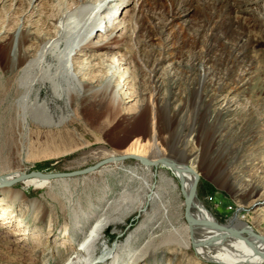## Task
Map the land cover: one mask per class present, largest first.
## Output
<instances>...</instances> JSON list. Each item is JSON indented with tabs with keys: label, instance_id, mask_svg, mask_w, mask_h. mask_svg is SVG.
Segmentation results:
<instances>
[{
	"label": "rangeland",
	"instance_id": "rangeland-1",
	"mask_svg": "<svg viewBox=\"0 0 264 264\" xmlns=\"http://www.w3.org/2000/svg\"><path fill=\"white\" fill-rule=\"evenodd\" d=\"M156 1L120 2V9H114L112 15L98 6L101 0L88 4L89 25L84 28L95 22L97 26L74 45L66 67L77 74L85 67V73L94 76L95 87L104 86L117 69L113 77L116 110L107 114L84 104L82 91L75 92L74 101L64 89L61 97L55 96L58 94L50 80L41 87L39 97L38 86L32 88L31 99L41 104L27 108L20 98L26 70L16 65L19 33L27 27L32 35L45 36L50 29L59 36L60 13L67 14L77 3L0 0V47L5 37L15 36L7 54L10 65L0 64V83L6 84L5 78L12 77L10 87L0 97V174L84 169L127 149L136 140L153 143L155 125L160 150L196 166L201 178L198 196L208 212L226 225L241 217L264 235V62L257 59L264 57V26L256 20L253 9L234 13L235 20L261 38L250 53L255 59L252 69L246 73L248 63H244L232 74L223 69L218 77L211 75L204 83L200 74L192 83L189 62L195 51L205 52L210 41L208 31L196 25L203 14L200 0L187 15L174 18L172 25L164 28L160 6L170 2L161 0L157 5ZM50 8L60 11L57 17ZM148 17L158 27V36L151 41L140 23ZM85 29L81 37H85ZM192 38L204 43L192 50ZM165 41L171 53L162 49L161 55L157 52L152 56L150 50L164 47ZM70 42L66 40L61 51ZM86 43H108L109 47L82 51L81 45ZM34 47L28 44L24 49L38 58L43 48L35 51ZM51 56L52 64L60 63L59 51ZM158 57L164 60L154 61ZM210 59L204 63L206 68L215 65V53ZM240 77H245L244 85L236 84ZM217 78H222L227 88L215 99ZM158 79L164 86L159 105L154 87ZM66 81L61 75L59 84L66 88ZM107 91L111 93L112 88ZM13 186L21 189L28 201L17 200L6 210L2 203L9 199L0 190V264H62L72 255V245L81 242L98 219L109 221L102 240L121 245L120 264H126L128 252L135 249L149 256L134 264H215L199 255L190 242L181 183L163 165L147 168L138 159H126L90 173L52 179L40 188L21 182ZM236 208L241 209L239 215H235ZM96 250L98 255L101 246Z\"/></svg>",
	"mask_w": 264,
	"mask_h": 264
},
{
	"label": "bare ground",
	"instance_id": "bare-ground-1",
	"mask_svg": "<svg viewBox=\"0 0 264 264\" xmlns=\"http://www.w3.org/2000/svg\"><path fill=\"white\" fill-rule=\"evenodd\" d=\"M73 1L77 3V6L71 9V11L67 14L60 13L59 10L55 11L54 9H49L50 11L52 10L53 14L56 17L60 13V17L58 18V20H61L62 25L60 27L61 34L59 36L57 33L53 32L50 29L45 36L40 37L36 34L32 35L27 27H24L19 33V52L16 59V65L18 68L24 67L26 70L24 76L22 77V81L25 86L21 91L20 98L29 109H32L34 106L40 105V102H33V100L31 99V90L32 88L38 86L39 92L37 93V97H39L41 94V87L47 84V80H50L53 82V86L55 88L54 90H56L58 94L55 96L61 97L63 95V91L65 90L70 95L71 100L74 101L76 100V95H78L75 94V92L82 91V101L84 104H91L95 107H98L99 109H103V113L113 114L116 110L115 96L117 94V86L114 85L113 77L117 75V69L112 71L110 75L111 79L107 78L104 86H102L101 84L98 87H95L93 85L94 76H88V74L85 73L87 70L85 67L80 71L79 74L70 72V69L66 67V64L69 60L68 58L71 55L74 45L76 43H79L81 40H85L87 35L92 32L95 26H97V23L95 22L97 17L96 16L95 18H92L93 22H95L96 24L94 23L90 25L87 30L84 28L86 25H89L87 24L89 22V17L87 18L86 14L89 10L88 4L91 0ZM113 1L114 0H109L107 2V0H101L98 6L102 8L104 12L108 11L107 14L111 13L112 15V13H114L115 11L114 9H120L117 6L120 2H122L123 5H126V3L128 5L130 2H132V0H116L117 3L113 4ZM195 1L196 0H169L170 3L168 4V6L165 3V7L164 4H161V0L156 1L157 5L161 4V9H164L163 11L161 10L159 14V19L163 20V22L161 21V26H163V28L170 26L175 21L174 18L177 19V17L179 18L182 15H187L189 11L194 7ZM200 3L202 6L201 10L203 11V14L196 25H198L199 29L208 31L210 41L208 43L205 42L207 44L205 47V52L195 51V56H192V62H189L191 63L189 64L191 65V68L190 70L189 67L187 69L189 71L188 76L190 81L194 83L196 79H199L198 75L201 74L202 82H205V80L211 77V75L212 77H218V74L221 73V70L223 69H226L232 74L234 68L237 65H243L244 63H248L247 67L245 68L246 73H248L250 69H252L255 60L250 56L251 50L257 43L261 42V38L257 35L253 36L250 31H248L246 26L242 24V22L234 19L233 15L236 12H248L253 9V11L256 12V20L261 23L262 27V25L264 26V0H200ZM255 8L258 11H255ZM149 19L150 18L148 17L146 21H148ZM146 21L145 19L141 18L140 23L141 27L145 28L146 30V39H149V41H151L158 36V27H156L154 24L152 25L150 20L148 21V23H146ZM101 22L99 23V26H101ZM262 28V33H264V27ZM83 29L86 30L85 37H81ZM14 38L15 36L8 35L7 37H5V39H3L5 44L3 48L0 47L2 49L0 51V64L2 65V67H6L11 63V60L7 58V54L12 47ZM34 38L35 40H33ZM66 40L67 42L71 40V42L66 46V48H64V50L61 51L62 45ZM203 43L204 41H202L201 39L194 38L190 42L189 46L192 48V50H195L197 49V47H200V44ZM28 44H30L31 46H35V51H37L42 46L43 49L41 56L38 58H32L28 50L33 48H27L28 50L24 49ZM97 47L99 49H107L109 45L108 43H102L99 46H95L92 43L81 45L82 51ZM162 49L165 51V53H171L168 48V43L164 47H153L150 50V53L153 56V54H157V52L160 53ZM57 51H59V57L61 61L60 63L54 65L51 63L53 61L51 60V55L52 52L55 53ZM212 52L215 53V65L206 68L204 66V63L212 58ZM164 57L162 58L163 60ZM160 59L161 58L158 57L154 59V61H160ZM257 59L259 61L261 60L262 63L264 62V57L259 56L257 57ZM111 63L113 64V66H115L114 61H111ZM82 71L84 73H82ZM18 75L16 76L18 77ZM61 75L65 76L67 79L66 82L68 84L66 85V88L62 87V85L59 84V78ZM176 75L178 76V74ZM85 76H88L89 78H86ZM5 79L6 84L5 81H3L4 84L2 82L0 83V97L5 95L12 82V77H6ZM244 80L245 77H240L238 83L236 84L242 83V85H244ZM215 83V99H218L219 92L223 91L227 87L226 83L222 81V78H217ZM109 87L112 88L111 93H108L107 91ZM154 87L157 90L158 94L155 102L159 105L161 103V100H163V96L161 95L163 94L162 90L164 87L163 84L160 83V79L155 82ZM228 107H230V105H228ZM44 109L45 107L43 106V109L41 110L45 111ZM21 111L22 110H20L19 112L21 113ZM158 135L159 133L157 127L154 125L152 135L153 143H139V140H136L131 146H128L127 149L109 156L112 158L115 157L116 160L102 164L98 168L106 164L115 163L126 159H138L141 161V157L149 160L148 164H145L141 161L144 165H146L147 168L157 165L168 167L173 171V173L181 183L182 192L185 198V205L187 206V201L191 198L192 195L195 176L196 174L199 175V172L197 171L195 165H191L188 162L180 161L167 154H164V152L160 150L158 145ZM205 138L210 137L205 136ZM128 155L132 156L121 158ZM98 168H96L95 170H97ZM203 168H207L205 164ZM25 173L29 172L17 170L0 174V190L3 191L5 193V196L9 199L7 204L2 203L6 205V210L8 207H12L17 200L28 201L24 192L21 189L15 188L13 186L15 182H21L26 187L31 186L34 188H40L46 186L52 179L77 176L72 175L50 178L41 177L40 175H31L29 177H22V175H24ZM222 205L225 204L222 203ZM240 210V208H236L235 215H239V212H241ZM186 219L188 221L190 242L194 243L195 249L197 250L198 254L204 257L209 262H215V264H264V235L258 234L257 230L252 225L250 226L245 221H243L241 217H237L235 223L232 221L231 223L224 225L231 227L232 229H236L241 233L242 236L232 234L227 229H221L220 226L222 224L217 220L216 217L212 216L210 212H208L206 206L199 198L198 188L196 190V196L191 201V205L188 209V217H186ZM108 224V220H96L93 226L87 232L85 238L77 245H72V247L70 248L72 249V255L62 264H120L121 261H123V258L119 253L121 245L118 242L114 245H109L104 239V241L102 240L104 231ZM98 245L101 246V250L97 255L96 246ZM148 256V252L142 253L141 249L132 250L128 252L126 264H134L139 260L148 258Z\"/></svg>",
	"mask_w": 264,
	"mask_h": 264
},
{
	"label": "water",
	"instance_id": "water-1",
	"mask_svg": "<svg viewBox=\"0 0 264 264\" xmlns=\"http://www.w3.org/2000/svg\"><path fill=\"white\" fill-rule=\"evenodd\" d=\"M132 155H128V156H123L121 158H124V157H130ZM141 161L145 164H148L149 163V160L146 159V158H140ZM113 160H116V158H112V157H109V158H106V159H103L101 161H99L98 163H96L95 165H92V166H89V167H86L84 169H79V170H74V171H57V172H41V171H36V170H32L30 171L29 173H25L24 175H22V177H29L31 175H40L41 177H50V178H54V177H64V176H72V175H80V174H84V173H87V172H90V171H93L95 170L96 168H98L100 165L102 164H105V163H108V162H111ZM200 175L196 174L195 176V183H194V187H193V190H192V195H191V198L188 199L187 201V206H186V217H188V209L191 205V201L192 199L196 196V190L199 186V182H200ZM262 203L264 204V201H262ZM221 229H227L228 231H230L232 234H236V235H239V236H242L241 233L239 231H237L236 229H232L231 227H228L224 224H222L220 226Z\"/></svg>",
	"mask_w": 264,
	"mask_h": 264
}]
</instances>
